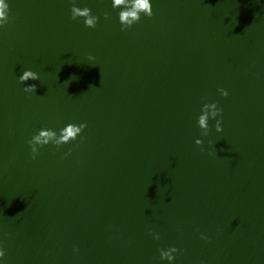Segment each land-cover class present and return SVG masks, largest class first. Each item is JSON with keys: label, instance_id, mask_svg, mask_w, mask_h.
Here are the masks:
<instances>
[{"label": "water", "instance_id": "1", "mask_svg": "<svg viewBox=\"0 0 264 264\" xmlns=\"http://www.w3.org/2000/svg\"><path fill=\"white\" fill-rule=\"evenodd\" d=\"M9 2L3 264H167L172 246L176 264H264V0H153L126 31L111 0H76L95 28L71 18V0ZM25 69L40 79L21 84ZM213 102L223 132L210 120L202 136ZM68 123L87 127L33 160L27 141Z\"/></svg>", "mask_w": 264, "mask_h": 264}, {"label": "clouds", "instance_id": "2", "mask_svg": "<svg viewBox=\"0 0 264 264\" xmlns=\"http://www.w3.org/2000/svg\"><path fill=\"white\" fill-rule=\"evenodd\" d=\"M10 2L9 0H0V30L4 29L6 25L10 23ZM153 0H111V6L113 9H119L118 12V22L121 26V31H126L137 24L142 15L146 17L153 16ZM71 18L77 20L82 18L83 24L87 28H95L99 17L92 13L90 8L78 7L76 0H71L70 7ZM105 18H108V14L105 13ZM93 57H89V60H93ZM40 79V74L31 69H25L22 74L18 77L21 84L27 82L28 80H38ZM36 86L34 84L27 85L23 88L25 93H34ZM222 96L227 97L229 95L226 89L218 90ZM222 115V109L218 107L217 103H204L201 107L200 114L197 118V127L201 130L202 136H208L210 132L209 121H215L213 127L216 133L223 132V121L219 117ZM87 127L86 123H68L63 128L57 132L51 128H40L32 137L27 141L30 148L31 158L35 160L39 155L40 149L48 146L54 145L59 148L61 145L68 144L71 141H75L80 137ZM204 141L200 138L195 140L197 146L203 145ZM154 239L159 240V233H150ZM201 239H206L203 234ZM74 251H78L75 250ZM181 250L175 246L169 247L167 249H160L159 255L161 261H166L167 264H176L177 254ZM5 255V250L2 244H0V264H3V257Z\"/></svg>", "mask_w": 264, "mask_h": 264}]
</instances>
